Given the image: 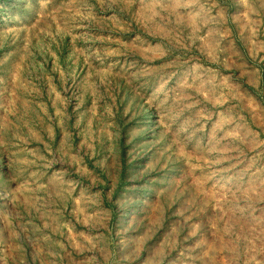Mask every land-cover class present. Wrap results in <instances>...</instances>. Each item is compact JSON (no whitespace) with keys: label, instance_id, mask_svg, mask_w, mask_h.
<instances>
[{"label":"rangeland","instance_id":"1","mask_svg":"<svg viewBox=\"0 0 264 264\" xmlns=\"http://www.w3.org/2000/svg\"><path fill=\"white\" fill-rule=\"evenodd\" d=\"M0 264H264V0H0Z\"/></svg>","mask_w":264,"mask_h":264}]
</instances>
